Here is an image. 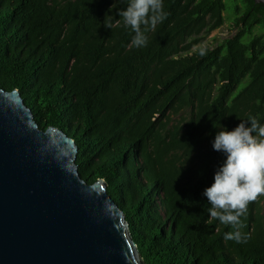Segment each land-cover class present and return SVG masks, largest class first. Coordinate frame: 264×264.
Masks as SVG:
<instances>
[{
  "label": "trees",
  "instance_id": "obj_1",
  "mask_svg": "<svg viewBox=\"0 0 264 264\" xmlns=\"http://www.w3.org/2000/svg\"><path fill=\"white\" fill-rule=\"evenodd\" d=\"M124 7L0 0V88L19 91L42 130L75 140L81 177L106 182L147 264H264V196L242 217L246 244L224 239L232 229L203 196L224 159L215 135L249 115L264 123V4L164 0L144 48ZM227 22L236 34L205 46Z\"/></svg>",
  "mask_w": 264,
  "mask_h": 264
},
{
  "label": "water",
  "instance_id": "obj_2",
  "mask_svg": "<svg viewBox=\"0 0 264 264\" xmlns=\"http://www.w3.org/2000/svg\"><path fill=\"white\" fill-rule=\"evenodd\" d=\"M78 151L0 88V264H147L106 182L81 177Z\"/></svg>",
  "mask_w": 264,
  "mask_h": 264
},
{
  "label": "clouds",
  "instance_id": "obj_3",
  "mask_svg": "<svg viewBox=\"0 0 264 264\" xmlns=\"http://www.w3.org/2000/svg\"><path fill=\"white\" fill-rule=\"evenodd\" d=\"M122 2L126 7L118 15L123 26L134 33L131 44L136 48L147 47L148 33L167 19L164 0ZM103 24L108 29L114 27L108 15ZM198 54L205 56L207 49L199 48ZM212 147L224 159L214 174V182L203 192L211 206L209 216L232 229L224 234L226 241L246 244L250 236L241 231L245 227L242 217L247 215L250 203L264 196V123L249 115L231 130L222 127Z\"/></svg>",
  "mask_w": 264,
  "mask_h": 264
},
{
  "label": "rangeland",
  "instance_id": "obj_4",
  "mask_svg": "<svg viewBox=\"0 0 264 264\" xmlns=\"http://www.w3.org/2000/svg\"><path fill=\"white\" fill-rule=\"evenodd\" d=\"M227 16V15H226ZM237 30L234 28L233 24L227 22L226 25L220 30L216 31L205 41V46L216 47L218 42L228 39L236 34ZM195 51V50H194ZM245 87V83L240 85L238 91L235 93V96L238 92Z\"/></svg>",
  "mask_w": 264,
  "mask_h": 264
}]
</instances>
